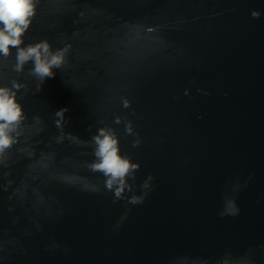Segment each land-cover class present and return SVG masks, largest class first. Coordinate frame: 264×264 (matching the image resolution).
<instances>
[{
	"label": "water",
	"instance_id": "95a60500",
	"mask_svg": "<svg viewBox=\"0 0 264 264\" xmlns=\"http://www.w3.org/2000/svg\"><path fill=\"white\" fill-rule=\"evenodd\" d=\"M42 39L69 48L40 91L0 57L27 117L0 155L3 264H264V0H39L24 42ZM60 108L83 141L131 121L138 136L113 126L139 208L88 168V144L57 142ZM233 196L239 214L221 217Z\"/></svg>",
	"mask_w": 264,
	"mask_h": 264
},
{
	"label": "clouds",
	"instance_id": "9594fccd",
	"mask_svg": "<svg viewBox=\"0 0 264 264\" xmlns=\"http://www.w3.org/2000/svg\"><path fill=\"white\" fill-rule=\"evenodd\" d=\"M38 4L39 0H0V57L7 58L14 51L13 70L18 73L24 71L25 65H30L29 73L38 81L36 91H40L44 81L55 77L56 70L64 66L69 48V45L53 48L47 39L27 44L24 42V36L37 14ZM260 15L258 10L250 11L251 18L258 19ZM24 87L25 85L15 79L9 83L0 82V155L17 142L21 134V126L27 118L24 105L19 99V93ZM197 91L200 90L197 89ZM186 96L187 93H182L180 98L184 99ZM129 103L127 99L122 100L124 108H128ZM67 111V108H60L53 113L54 125L59 130V135L56 137L57 142L66 140L70 144H88L94 157L88 163V168L92 172L101 174L104 188L111 191L116 199L123 200L125 209L139 208L144 198L142 195L138 198H125L124 196L126 188L129 187V179L135 176L139 164L122 152L120 134L113 126L123 124L124 134L138 136L134 132L131 121H124L119 115L113 117L111 124H106L101 120L89 139L83 141L78 135L65 131L68 123L65 116ZM33 120L39 122L40 117L34 116ZM140 143L139 138L134 139L132 146L137 147ZM149 182V179L145 178L138 188V193H144ZM82 190L95 192L97 188L94 184H90ZM239 212L240 208L233 196L224 199L219 215L234 217ZM125 218L126 216H122L120 222ZM120 222L117 223V228L120 226ZM259 247L264 248V245ZM5 259L6 256H0V264H3ZM224 264L227 262L225 261Z\"/></svg>",
	"mask_w": 264,
	"mask_h": 264
}]
</instances>
